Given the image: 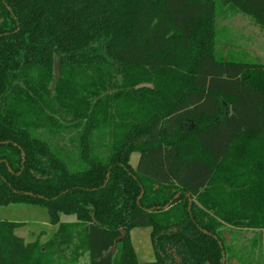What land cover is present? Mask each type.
<instances>
[{"label":"trees","instance_id":"obj_1","mask_svg":"<svg viewBox=\"0 0 264 264\" xmlns=\"http://www.w3.org/2000/svg\"><path fill=\"white\" fill-rule=\"evenodd\" d=\"M225 8L264 36V0H0V206L57 227L0 221V264H262L264 59L218 51Z\"/></svg>","mask_w":264,"mask_h":264},{"label":"rangeland","instance_id":"obj_2","mask_svg":"<svg viewBox=\"0 0 264 264\" xmlns=\"http://www.w3.org/2000/svg\"><path fill=\"white\" fill-rule=\"evenodd\" d=\"M220 12L219 19L217 18L219 23L218 29L221 32L218 37L220 39L217 44L218 51L222 55L225 54L227 57H233L242 61H251L260 55L264 59V36L259 27L253 26L254 24L248 18H240L239 12L232 13L228 8L221 9ZM251 29H254V32ZM58 76H55V80H57ZM65 77H67L66 74H63L62 78ZM60 89L64 93L68 92L66 82L61 81L58 91ZM138 158L139 153L137 151H133L129 155V164L133 169L136 167ZM67 219L63 217L62 222L69 221ZM0 221L23 223L15 233L23 238L25 242L44 243L46 240L51 239L57 229V227L49 224L47 213L44 209L31 205L10 204L0 206ZM235 232L240 233L239 238L241 236H251L249 231ZM128 236L138 262L147 263L156 260L150 228H133L129 231ZM235 247L237 251L240 248L234 244ZM240 249L239 253L242 256L245 254V250L243 248Z\"/></svg>","mask_w":264,"mask_h":264},{"label":"flooded vegetation","instance_id":"obj_3","mask_svg":"<svg viewBox=\"0 0 264 264\" xmlns=\"http://www.w3.org/2000/svg\"><path fill=\"white\" fill-rule=\"evenodd\" d=\"M247 235H248V234H247ZM250 237H251V236H250ZM248 238H249V237H248ZM261 239L263 240L262 235H261ZM225 240H226V242H229V243H230V239H229L227 236H225ZM241 241H243L245 245H248V244H246V243L248 242V240L244 239V240H241ZM234 242H235V241H234ZM238 242H240V241H238ZM218 244L220 245L221 243L218 242ZM220 247H221V245H220ZM261 249H262L261 256L263 257V261H262L261 263L264 264V247L262 246ZM250 261H252V260H250ZM233 262H234V264L236 263V261H233Z\"/></svg>","mask_w":264,"mask_h":264},{"label":"water","instance_id":"obj_4","mask_svg":"<svg viewBox=\"0 0 264 264\" xmlns=\"http://www.w3.org/2000/svg\"><path fill=\"white\" fill-rule=\"evenodd\" d=\"M58 74H59V71L58 70H56V72H55V76H58ZM141 194H142V192H141ZM178 198V195L177 196H175V198L174 199H177ZM189 202H190V200H189ZM171 203L172 202H169L167 205H165L164 207H163V209H166V208H168L170 205H171Z\"/></svg>","mask_w":264,"mask_h":264},{"label":"crops","instance_id":"obj_5","mask_svg":"<svg viewBox=\"0 0 264 264\" xmlns=\"http://www.w3.org/2000/svg\"><path fill=\"white\" fill-rule=\"evenodd\" d=\"M253 26H255V25H253ZM253 26H252V27H253ZM251 30L254 32V29H251Z\"/></svg>","mask_w":264,"mask_h":264}]
</instances>
